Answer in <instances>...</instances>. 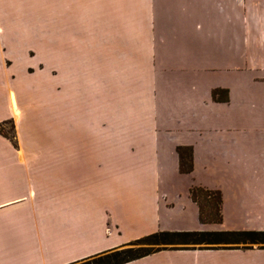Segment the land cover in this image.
<instances>
[{"label":"crops","instance_id":"0c3cea01","mask_svg":"<svg viewBox=\"0 0 264 264\" xmlns=\"http://www.w3.org/2000/svg\"><path fill=\"white\" fill-rule=\"evenodd\" d=\"M58 1L65 8L61 13L70 11L71 19L85 23L72 21L69 27L62 17L65 25L58 31ZM246 3L49 0L55 20L49 66L66 78L72 66L83 64L75 52L106 49L105 28L107 48L129 50V122L108 139L103 124L75 128L72 94L65 88L54 107L57 120L64 105L65 122L50 126L47 151L32 126L25 128L27 144L19 143L20 150L0 138V264H74L158 231H264V116L247 118V80L222 76L218 81L211 75L213 65L196 73L195 61L196 32L200 50L209 54L223 30H233L234 18L247 20ZM234 4L240 11L234 12ZM90 37L97 47L89 46ZM156 66L174 74L169 85L161 76L158 96ZM175 66L185 68L183 74ZM215 90L226 94L213 99ZM3 93L0 108L16 107L14 94L13 107L10 95L2 100ZM90 130L98 133L88 137ZM177 147L191 148L189 174L179 172ZM175 175L190 179L182 195L173 193ZM194 186L220 191V224L198 222L189 197ZM169 217L184 227L170 228ZM125 264H264V247L168 249Z\"/></svg>","mask_w":264,"mask_h":264},{"label":"rangeland","instance_id":"374dc122","mask_svg":"<svg viewBox=\"0 0 264 264\" xmlns=\"http://www.w3.org/2000/svg\"><path fill=\"white\" fill-rule=\"evenodd\" d=\"M59 4L63 5V2L56 3L58 31L65 25L62 17L67 18L68 26L72 25V21L77 26H79L78 22L85 23V20L81 18L71 19L70 11H67L68 17L65 12L61 13L65 8L61 9ZM245 6L248 13L247 20L240 22V19L234 18L233 30L225 34L224 29L222 37L218 36L209 54H206L205 50H200L201 36L196 32L195 61L196 73L202 65H213L216 71L214 70L211 75L218 81L225 76L227 79L233 77L235 80L239 77L249 82L243 92L247 95L245 101L247 118L252 121L255 113H258V117L264 116V0H247ZM233 9L235 12L236 9L240 11L241 8H236L234 4ZM53 16L54 11L49 9V0H0V92H4L3 101L10 95L11 102V97H13L11 93L14 94L16 100V107H14L15 103H11L13 109L7 105L0 108V138L16 150H20L19 143L27 144L25 128L32 126L36 137H40L46 144L47 151L50 126L65 122L64 105L61 106V113L58 110L60 119L56 120L54 117V107L60 106L59 99L56 97L65 88L68 93L72 94L71 121L76 126L75 128H80L83 122L90 123L93 128L97 127L96 124H103L104 134L108 139L113 129L116 130L122 123L129 122L128 98L130 93L129 85L125 82L132 69L128 66L131 59L129 50L115 51L107 48L111 45H108L106 38L108 28H105L103 47L106 49L90 50L88 48L85 51L81 50V53L75 52L83 64L72 66L66 78L63 73L60 74L59 70H54V67L52 69L49 66L50 28H54L55 25ZM99 31L104 30L102 28ZM90 40L92 41L91 37L89 43H91ZM92 43L89 44L90 47H97L96 38H93ZM222 67H226L225 70ZM162 68L164 67L156 66V87L161 85L163 78L161 76H164L163 80L167 85L173 79L174 74L171 68L167 70L170 75L168 73L166 75ZM173 69L182 74L185 70L180 66ZM50 74L53 78H50ZM61 75L63 76L60 77ZM55 77H59L60 83H56L57 85L54 84ZM54 87L58 89L57 92L54 91ZM159 92L160 88H155L156 96ZM221 94L225 96L222 92L217 96H222ZM173 95L174 104L179 106L180 93L176 91ZM188 100L192 103L194 98L190 97ZM5 109H8V113ZM224 116V111L218 113V118L222 121ZM66 118L68 119V116ZM92 133L97 134L98 132L90 130L88 137ZM172 134L182 137L178 136L177 132H172ZM172 180H174L172 182L175 189L173 193L182 195L184 193L182 189L186 187L190 179L183 175H175ZM167 220L170 221V228L184 227L174 220V217H169ZM228 225L231 227V224L228 223ZM199 227L196 221V228Z\"/></svg>","mask_w":264,"mask_h":264},{"label":"trees","instance_id":"16d2710c","mask_svg":"<svg viewBox=\"0 0 264 264\" xmlns=\"http://www.w3.org/2000/svg\"><path fill=\"white\" fill-rule=\"evenodd\" d=\"M224 90L212 92V98ZM178 169L189 174L192 170L190 147H177ZM189 197L198 209L200 224H220L221 193L203 187H191ZM253 245L264 247V231H158L135 239L119 248L93 256L78 264H125L161 250H194L221 248H249Z\"/></svg>","mask_w":264,"mask_h":264},{"label":"bare ground","instance_id":"6f19581e","mask_svg":"<svg viewBox=\"0 0 264 264\" xmlns=\"http://www.w3.org/2000/svg\"><path fill=\"white\" fill-rule=\"evenodd\" d=\"M14 102H15V101H14V98L11 97V103L14 104Z\"/></svg>","mask_w":264,"mask_h":264}]
</instances>
